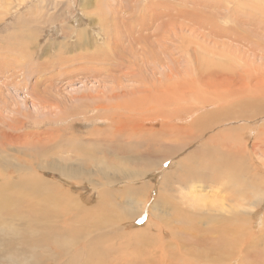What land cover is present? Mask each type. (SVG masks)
I'll return each mask as SVG.
<instances>
[{"label": "rangeland", "instance_id": "obj_1", "mask_svg": "<svg viewBox=\"0 0 264 264\" xmlns=\"http://www.w3.org/2000/svg\"><path fill=\"white\" fill-rule=\"evenodd\" d=\"M117 1L120 2L118 3ZM263 6L264 0H0V147H2L0 149V158L7 157L8 160L15 161L24 155L23 158L27 160V164L29 163L30 169L20 174L25 175L27 182L33 183L32 186H36L29 193V196L34 195L28 200V203L32 204H30L31 208L37 212L44 209L43 211L56 212L55 214L60 213L61 216H64L67 210L75 213V210L72 211L74 207H68V203L64 199L68 192L75 198H81L83 201L80 199L79 202L81 201L83 205L86 204L85 206L89 207V205L93 206L99 203L101 200L99 199L101 198L100 190L105 191L104 189H106L107 191H114V194L112 193L111 195L114 202L119 199V202L126 203L125 205L129 207L136 208L135 206H137L138 209H141L140 203L147 196L146 205L148 206L152 205L154 199L162 202L166 201L170 205L168 207L170 209L162 213L167 224L165 223V227L157 230L154 229L155 231L152 228L151 230H146L147 215L144 213L134 218V221L131 218H127L126 220L125 216L122 219L120 218L119 220L122 221L118 223H122L127 229L133 231L136 229L135 231L138 230L139 232L140 230L142 232L145 228L146 232L144 230V233L142 232L139 236L136 235L127 240H124L122 237L120 240L122 249L115 248L118 246V238L115 241L113 240L115 246L110 243L115 248L114 252H112L113 256H105V259L103 258L104 264H163V261L167 262H164V264H264V140L256 139L257 136L264 137V114H261L264 111V107H260L261 104L258 103L261 100L260 94H264V82H262L264 79V65H262V62L264 61L261 58L255 60L257 73L250 74L251 64L249 62L239 64L240 59L238 57L241 53L238 49L234 50L232 47L234 44L230 43L232 38L241 37L242 34L248 33L250 34L248 39L256 42L255 44L248 43L247 48L264 46V34L255 35L257 31L264 30ZM43 8L45 9L42 10ZM38 9H41V13ZM27 14H30L29 17ZM53 14L55 15L53 16ZM33 16L36 18H33ZM41 19L43 20L41 21ZM29 20H33V22ZM34 20L36 23L33 25ZM50 20L53 21V25ZM24 24L25 26L27 25V28ZM85 27L89 28V30H85ZM83 29L84 31H82ZM197 29L200 31L199 33ZM229 32V36L232 37L231 39L222 35L220 37V34ZM209 37L211 39L215 38L219 42L225 41V43L222 46L220 44L216 45V47H210L206 43ZM227 41H229L230 45L228 48H225V45L228 44ZM210 48H212L213 52ZM240 48L246 49L241 46ZM211 53L214 54L211 55ZM205 56H208L207 58L210 59H207ZM228 58L229 61H227ZM207 60L209 62L213 60L218 65L221 63L220 66H224L225 64V66L234 69L225 72L218 71L208 82L210 78L209 74H211L213 69L205 68L204 65L208 62ZM244 75L250 76L252 84H250L251 81L245 84L241 83L239 77ZM201 84L204 85L201 86ZM192 85L197 86L195 87L197 92L202 94L205 100L194 99L193 94L196 93L192 90L194 89ZM130 90L134 91V93L128 95L130 98L133 97L131 101L128 99L129 97L127 98L131 103L121 96L123 92ZM139 91H141L140 94ZM152 91H157L161 94H157L156 96ZM242 91L244 92V97L250 99L254 104H245L244 101L231 103L226 100L227 95L234 93L241 94ZM208 92L213 94H209ZM115 93L120 95L118 96L119 98L115 97ZM215 93L220 95L216 98V103L211 104L209 97ZM161 95L169 99L162 110L161 117H168L170 119L169 124L176 125L180 130H183L179 131V133L184 132L185 134L183 138H179L176 135V131V133L172 134L168 130H163L166 134L171 133L173 137H176V139H173V137L171 139L170 137L168 143L183 144V148L178 152V155L175 153L174 158L171 157L164 161L165 159L161 156L160 147L158 148L157 145L151 147L152 144L159 143L156 141L159 136H166L164 132L161 135L157 134L159 133L158 130H161L159 129V124L163 120L162 118H158V116L157 120L155 119L154 121L157 123L156 127L154 123L152 124L148 121L143 123L147 128L153 126V130L157 129L154 135L158 136L153 143L150 140V142L145 143L146 146L144 144H137L131 146L128 150L119 149V147H116V143H114L115 146L113 145V148L117 150L109 152L110 150H107L109 140L111 141V138L116 136L117 130L111 131L110 128L106 129L109 127L106 125L113 124L114 121H111L112 119L120 118L119 121L126 122L128 118L124 119L122 117H142L141 113L150 114L154 110L152 104L158 107L159 102L162 101ZM134 98L137 100L135 101ZM122 100L124 102H121ZM138 101H140L139 103L144 102L139 104ZM148 106L152 108L147 109ZM236 108H245L246 111L243 112L245 116L249 120H255L253 122L246 121L245 124L232 123L221 125V123H216L219 126L218 136L221 134L223 128H236L238 130L237 133L228 132L224 136L215 138L217 130L210 132V134L205 132V134L202 127L196 125V121L194 120L197 116L206 113H214L217 115V119H220L226 116L225 111H234ZM142 109L145 111L142 112ZM155 109L157 110V108ZM54 110L57 111L55 112ZM59 110L62 112H59ZM62 113H66L65 115L67 116H61V119L59 115H63ZM89 114L90 116L92 115L93 119L90 118ZM50 115L53 119H51ZM187 126L188 129H186ZM242 126H246L247 129H254L256 135L251 130L240 129ZM128 127L130 126L124 128ZM96 128L100 129L99 131L103 130L96 134V132H99ZM106 130H110V134ZM39 131L40 133L42 132L39 135H30L31 132L37 134ZM105 132L107 133L104 134ZM112 132L113 135L111 134ZM124 132L126 134L129 131L125 129L123 130ZM213 132L215 139L211 137ZM205 141L208 148L213 145L212 147H216V149H231L239 155L234 160L230 157L227 158V161L231 163L229 168L227 163H222V158L215 156L216 162L224 165H222L219 172L211 174L208 180L195 179L194 181L197 180L196 182L191 180L189 183H184V185L171 183L161 190L158 189V185L153 188L147 187L148 183L151 185L153 182H162L164 174L172 173L176 177L179 174L177 170L180 169L177 166L182 158L186 164L190 160L191 163L194 161L202 165L210 162L213 156H210L211 158L208 157V159L205 156L202 159L199 155L192 156V158L188 157L200 148ZM4 144L5 146L6 144H10L11 147L9 145L7 150L3 151ZM99 145L101 146L99 147ZM32 146L38 150L30 152L34 156H26L24 151H28ZM143 147L149 149L145 152ZM140 150L142 151L139 153ZM86 153L89 155L87 157L93 161L88 166L90 170L85 169V166L80 163L83 159L82 154ZM117 153L118 156H116ZM145 154H149V156L143 157V159L138 157L139 155H141L140 157L145 156ZM11 155L15 156L11 157ZM136 158L139 159L137 161L132 160ZM95 159L96 161L109 164L110 169L106 171L105 176H100L101 174L94 170ZM146 159L155 160V163L150 166L151 169L147 170L146 175H143L142 178H134L132 181L125 178L124 174L127 175V172L120 173L115 170L116 167H113L118 164V166L120 165V167L117 166L118 168L125 167L124 169H126L128 166V168L132 169V173H134L136 170L144 169V164L148 161ZM136 162L138 164H134ZM159 162L161 163L159 164ZM190 162L185 168L190 169L188 166ZM2 163L4 161L0 160V174H6L8 170H2ZM154 167L155 169H153ZM59 168L65 170L67 174L61 173L58 170ZM51 169L57 171L53 172ZM179 171L181 173L186 172V170ZM13 177L16 178V176ZM106 178H111L118 183L104 184L103 182H105ZM11 179L13 178L11 177ZM40 182L42 185L39 184ZM131 182L135 186L137 185V187L145 186L147 188L144 193L146 196L144 197L141 192L139 195L132 194V192L128 193L126 190L132 185L130 184ZM99 183L102 184L100 185ZM52 184H54L53 187L51 186ZM186 187L188 190H186ZM229 189L231 190L229 191ZM53 190L60 195L53 194ZM220 190H223V193ZM5 191L14 194L18 191V188L11 189L7 185L5 186ZM37 191H39V195L36 194ZM185 193H188L189 196ZM120 194L121 196H119ZM60 196L64 197L61 198ZM227 196L228 198L226 199ZM48 199L50 200L49 207ZM193 202L195 204L198 203V208ZM39 203L47 205L41 207ZM204 205L209 207H202ZM62 206L64 208H61ZM192 206L195 207L194 210ZM255 206L258 207L255 208ZM7 207L4 206L3 208L6 209ZM176 207H180L183 210L186 209L187 211L190 210L192 214H196V216L198 214V217L192 214L188 215L187 224L183 225L177 217ZM222 208L229 210L222 211ZM147 209L149 208L147 207ZM11 210L14 215L18 212L17 209L13 210L11 208ZM155 210L159 212L157 209ZM98 211L103 213V209L100 206L97 207L96 212L99 213ZM3 215L8 216L4 213ZM221 215L230 217L231 219L237 218V221L232 224L230 222L226 223V220H219L218 223L217 220L213 221L211 218L213 216L214 219H219ZM170 220L172 221L170 222ZM15 221L19 222L18 220ZM59 223L62 224V221ZM183 228H186V231ZM161 229H164V231L158 237V232ZM187 229L192 233H188ZM173 230H175L174 235L171 234ZM244 235L249 236L246 239L247 243L241 239ZM75 237L72 236V238ZM200 240L203 241V244ZM157 241L162 242V244H158ZM166 241H168V244ZM83 242L84 240L79 245L82 246ZM108 245L109 243H103L102 250L107 252ZM105 247L107 249H104ZM153 247H156L155 251ZM125 250H127L126 253ZM16 251H18L17 248ZM132 252H135V254L131 255ZM127 253H130V255H126ZM144 256L147 260H145ZM80 258L78 260V258L61 256L57 264H85L86 258L84 256ZM112 259H116V261ZM250 259L254 260L251 261ZM197 260H199L198 263ZM207 260H211V263L205 262ZM51 263L55 264L46 258L42 261V264ZM0 264L6 263L1 262Z\"/></svg>", "mask_w": 264, "mask_h": 264}, {"label": "bare ground", "instance_id": "obj_2", "mask_svg": "<svg viewBox=\"0 0 264 264\" xmlns=\"http://www.w3.org/2000/svg\"><path fill=\"white\" fill-rule=\"evenodd\" d=\"M202 1V0H201ZM118 2V1H117ZM120 2V1H119ZM118 2V3H119ZM42 3V2H41ZM101 3V2H100ZM253 3V2H252ZM217 4V3H216ZM215 4V5H216ZM42 5V4H40ZM86 5V4H85ZM107 5V4H106ZM218 6V5H217ZM197 7V6H196ZM264 7V6H263ZM46 8V7H45ZM45 8H43L42 10H44ZM109 8V7H108ZM210 8V7H209ZM56 9V8H55ZM13 10V9H12ZM27 10V9H26ZM41 10V9H40ZM40 10L38 9V11L40 12ZM47 10V9H46ZM264 10V9H263ZM37 11V13H38ZM262 11V10H261ZM98 12H100L98 10ZM36 13V12H35ZM36 13V14H37ZM41 13V12H40ZM44 13V12H43ZM91 14V12H90ZM101 14V13H100ZM128 14V13H127ZM28 17L30 14H27ZM49 15V14H48ZM55 14H53L54 16ZM88 15V13H87ZM249 15V14H248ZM38 16H39V13H38ZM37 16V17H38ZM42 16V15H41ZM52 16V14H51ZM105 17V16H104ZM250 17V16H249ZM33 18H36L35 16H33ZM54 18V17H53ZM52 18V19H53ZM55 18H57V16H55ZM50 19V18H49ZM58 19V18H57ZM100 19V18H99ZM103 19V18H102ZM36 20V19H35ZM34 20V23L33 25L36 23V21ZM43 19H41L42 21ZM22 21V20H21ZM24 21V20H23ZM30 22H33V20H29ZM28 21V22H29ZM40 21V22H41ZM51 21V20H50ZM59 21V20H58ZM110 21V20H109ZM38 22V21H37ZM44 22V21H43ZM49 22V21H48ZM205 22V21H204ZM52 25H53V21H51ZM62 24V23H61ZM212 24V23H211ZM23 25V24H21ZM37 25V24H36ZM58 25V24H57ZM192 25V24H191ZM214 25V24H213ZM212 25V26H213ZM263 25V24H262ZM25 26V24H24ZM27 26V25H26ZM25 26V27H26ZM103 26V25H102ZM68 27V26H67ZM74 28V26H72ZM88 27V26H87ZM209 27V25H208ZM24 28V27H23ZM27 28V27H26ZM57 28V27H56ZM60 28V27H59ZM62 28V27H61ZM65 28V27H64ZM179 28V27H178ZM69 29V28H68ZM77 29V28H76ZM180 29V28H179ZM178 29V30H179ZM182 29V27H181ZM211 29V27H210ZM215 29V28H214ZM23 30V29H22ZM30 30V29H29ZM58 30V29H57ZM85 30H89V28L87 29L85 27ZM198 30V29H197ZM212 30V29H211ZM251 30V29H250ZM61 31V30H60ZM63 31V30H62ZM67 31V30H65ZM76 31V30H75ZM84 31V29L82 30ZM94 31V30H93ZM176 32V31H175ZM178 32V31H177ZM195 32V31H194ZM200 31L198 30V33ZM212 32V31H211ZM242 32V31H241ZM28 33V32H27ZM69 33V31H68ZM73 33V32H72ZM84 33V32H82ZM205 33V32H204ZM210 33V32H209ZM218 33V32H217ZM252 34V32H250ZM88 34V33H87ZM189 34V33H188ZM208 34V33H206ZM212 34V33H211ZM230 32L229 33H224V34H220V37L221 35L223 37H230V39L232 38L231 36H229ZM257 34H264V30L262 29V31H257L255 33V35ZM122 35V34H121ZM250 34L248 33H244L241 35V37H234L232 38V41L230 43L234 44V46H231L234 48V50H239L240 51V55H239V59H240V62L239 64H242V63H247L249 62L251 64V69H250V74H255L257 73V66L255 65V60H258V58H261L263 61H264V46H257V47H249L247 48L248 46V43H251V44H255L256 41H252L250 39H248ZM67 36V35H66ZM70 36V35H68ZM93 36V35H92ZM101 36V35H100ZM202 36V35H201ZM204 38H206L204 35H203ZM202 37V38H203ZM218 37V36H217ZM219 37V39H220ZM31 38V36H30ZM210 38V37H209ZM207 38V42L210 47H216V45H220L222 46L223 43H225V41H221L219 42L218 40H215L214 39H209ZM74 39V38H73ZM194 39V38H193ZM228 39V38H227ZM252 39V38H251ZM224 40V39H223ZM226 40V39H225ZM73 41V40H72ZM203 41V40H202ZM75 42V41H74ZM153 42V41H152ZM198 42V40H197ZM228 44H226L225 48H228V46L230 45L229 41H227ZM236 42V43H235ZM201 43V42H200ZM176 44V43H175ZM241 44V45H240ZM73 45V44H72ZM201 45V44H200ZM208 45V46H209ZM240 46L242 48H246V49H241ZM218 47V46H217ZM74 48V47H73ZM178 48V47H177ZM196 48V47H195ZM231 48V47H230ZM170 49V48H169ZM194 49V48H193ZM29 50V49H28ZM210 50L212 51V48H210ZM215 50V49H213ZM210 51V52H211ZM217 51V50H216ZM215 51V52H216ZM213 52V51H212ZM218 53V51H217ZM229 53V52H228ZM183 54V53H182ZM214 54V53H211V55ZM61 55V54H60ZM203 55V54H202ZM151 57V56H150ZM172 57V56H171ZM206 57V56H205ZM208 57V56H207ZM206 57V58H207ZM211 57V56H210ZM214 57V56H213ZM216 57V55H215ZM225 57V56H224ZM222 58V56H221ZM226 58V57H225ZM230 58V56H229ZM229 58L228 60L227 59H224V60H227L229 61ZM234 58V57H232ZM207 59H210V58H207ZM218 59V58H217ZM231 59V58H230ZM232 60V59H231ZM64 61V60H63ZM175 61V60H174ZM208 61V60H207ZM233 61V60H232ZM235 61V60H234ZM97 62V61H96ZM204 62V61H202ZM218 62V60H217ZM221 62V61H220ZM219 62V63H220ZM201 63V62H200ZM224 63V62H223ZM261 63V62H260ZM101 64V63H100ZM94 65V64H92ZM90 65V66H92ZM109 65V64H108ZM201 65H203L201 63ZM221 63L218 65V63H216L215 61L211 60L210 62H206V64L204 65L205 68H211L213 69V71L211 72V74H209V79H208V82H210V80L212 79V76L218 72V71H221V72H225V71H232L234 68H229L227 66H220ZM228 65V64H227ZM262 65H264V62H262ZM162 66V65H160ZM230 66V65H229ZM56 67V66H55ZM94 67V66H92ZM99 67V66H98ZM164 67V66H163ZM202 67V66H201ZM231 67V66H230ZM112 68V67H111ZM131 68V67H130ZM203 68V67H202ZM15 69V68H14ZM87 69V68H85ZM160 69V68H159ZM158 69V70H159ZM169 70V69H168ZM116 71V70H115ZM125 71V70H124ZM160 71V70H159ZM97 72V71H96ZM123 72V71H122ZM174 72V70H173ZM178 72V71H177ZM129 73V72H128ZM171 73V72H170ZM176 73V72H175ZM107 74V73H106ZM208 74V73H207ZM168 75V74H167ZM123 76V75H122ZM128 76V75H127ZM117 78V77H116ZM120 78V77H119ZM249 78V79H248ZM113 79V77H112ZM240 81L242 84H245L246 82L248 81H251L250 84H252V80L250 79V76L249 75H244V76H240L239 77ZM122 81V79H120ZM117 82V81H116ZM262 82H264V79L262 80ZM129 83V82H128ZM177 84V83H176ZM204 84H207V83H204ZM204 84H201V86H203ZM89 85V84H88ZM123 86V85H121ZM129 86V85H128ZM193 86V85H192ZM177 87V86H176ZM175 87V89H176ZM197 86H193L194 89V92L196 94H193L194 96V99L196 100H205L204 96H202V94H200L199 92H197L196 88ZM107 88V87H106ZM189 88V87H188ZM128 89V87H127ZM126 89V90H127ZM179 89V88H178ZM191 90V88H189ZM2 90V89H1ZM129 90V89H128ZM191 90V91H192ZM173 91V90H172ZM179 91V90H178ZM102 92V91H101ZM155 93L156 96L157 94H161V93H158L157 91H152V93ZM104 94V92H102ZM132 93H134V91H125L123 92V94H121V96H123L127 101H131V98L133 97H129L128 95H131ZM141 93V91H139V94ZM171 93V92H170ZM193 93V92H192ZM191 93V94H192ZM209 94L211 92H208ZM145 94H148V93H145ZM150 94V93H149ZM154 94V96H155ZM213 94V93H211ZM3 95V94H2ZM97 95V94H96ZM163 95V94H162ZM161 95V97H162ZM166 95V93H165ZM190 95V94H189ZM220 94H217L215 93L214 95L210 96L209 97V102L211 104H214L216 103V98H218ZM99 96V95H98ZM102 96V95H101ZM104 96V95H103ZM120 96L119 94H116L115 93V97H118ZM137 96V95H136ZM141 96V95H139ZM155 96V97H156ZM164 96V95H163ZM191 96V95H190ZM129 97V98H128ZM135 97V96H134ZM160 97V99H161ZM167 97V95H166ZM177 97V96H175ZM192 97V96H191ZM119 98V97H118ZM129 100H128V99ZM138 98V97H136ZM154 98V97H153ZM152 98V100H153ZM102 99V98H101ZM144 99V98H143ZM156 99V98H155ZM260 99L258 103H260V107H264V94H260ZM135 100V98H134ZM133 100V101H134ZM137 100V99H136ZM135 100V101H136ZM150 100V98H149ZM148 100V101H149ZM158 100V99H157ZM226 100L233 103V102H243L245 104H249V103H253L252 101H250V99H247L244 97V92L242 91L241 94H230V95H227L226 96ZM129 101V102H130ZM141 101V100H140ZM138 101V103L140 102ZM151 101V100H150ZM165 102L164 104H162L163 102ZM162 101L159 102V106H154L152 104V106L154 107V110L153 114H144V113H141L143 116L140 117V116H126V117H122V118H128V120L126 122H123V121H119L120 118L118 119H112L111 121H114L113 124H110L106 126H109L108 128L106 129H109L112 131L115 129L116 131V136H114L113 138H111V141L109 140V143H108V148L107 150H110L109 152H113L114 150H117L115 148H113V145L114 143H116V147L119 149L122 148L124 150H128L131 146L133 145H137V144H144L147 143L148 141L150 142V140L153 141L155 140V138L158 136V135H161L164 131L163 130H168L170 131L172 134L176 133V135L179 137V138H183V136L185 135L184 132H181L179 133L180 128L176 127V125H171L169 124V118L168 117H161V114H162V110L164 109L165 105L168 103L169 99L168 98H165V97H162ZM55 102V101H54ZM121 102H124L123 100ZM144 102V101H142ZM141 102V103H142ZM131 103V102H130ZM139 103V104H141ZM150 103V102H149ZM121 104V103H120ZM125 104V103H124ZM151 104V103H150ZM254 104V103H253ZM147 105V104H146ZM145 105V107H146ZM130 106V105H129ZM134 106V105H133ZM144 106V104H143ZM161 107V108H160ZM35 108V107H33ZM38 108V107H36ZM42 108V107H41ZM40 108V109H41ZM127 108V106H126ZM129 108V107H128ZM149 108V106L147 107V109ZM152 107L150 106L149 109H151ZM157 108V110L155 109ZM57 109V107H56ZM96 109H98V107H96ZM103 109V108H102ZM106 109V108H105ZM145 109V108H144ZM142 109L144 112L145 110ZM39 110V109H38ZM51 110V108H50ZM49 110V112H50ZM62 110V109H61ZM61 110H59V112H62ZM93 110V109H92ZM95 110V109H94ZM17 112V110H15ZM55 111V110H54ZM57 111V110H56ZM55 111V112H56ZM83 111V110H82ZM99 111V109H98ZM149 111V110H148ZM157 111V112H156ZM244 111H246L245 108H236L234 111H225V117L223 118H220V119H217V115L214 114V113H206V114H203V115H199L197 116L194 120L196 121V125H199L202 127L203 129V132H207L210 134V132L212 131H216V135H215V138L217 137H220V136H224L226 135L228 132L230 133H237L238 130L236 128H223V130L221 131V134L218 136V129H219V126L216 122L218 123H221V125H224V124H232V123H242V124H245L246 121L248 122H253V120H249L245 114L243 113ZM30 112V111H29ZM43 112V111H42ZM52 112V111H51ZM88 112V111H87ZM90 112V111H89ZM93 112V111H92ZM97 112V111H95ZM101 112V111H99ZM216 112V111H214ZM15 113V112H14ZM18 113V112H17ZM37 113V112H36ZM53 113V112H52ZM79 113V112H78ZM77 113V114H78ZM84 113V112H83ZM94 113V112H93ZM106 113V112H105ZM139 113V112H138ZM147 113V112H145ZM16 114V113H15ZM63 114V113H62ZM66 113H64L63 115H59V117L61 118V116L65 117L67 115H65ZM85 114V113H84ZM88 114V113H87ZM86 114V115H87ZM122 114V113H121ZM128 114V113H126ZM261 114H264V111L261 113ZM65 115V116H64ZM68 115H72V114H68ZM81 115V114H79ZM133 115V114H132ZM137 115V114H136ZM49 116V115H48ZM74 116V115H73ZM90 116V114H89ZM92 116V115H91ZM91 119H93V117H91ZM96 116V115H95ZM98 116V114H97ZM103 116V115H102ZM162 118V122L159 124V129L161 130H158L159 133H157L158 135H154V132L157 130H153V126H151V128H147L145 127V125L143 123H145L146 121L150 122V123H154L155 124V127L157 125L155 121V119L157 118ZM51 117V115H50ZM99 117V116H98ZM108 117V116H107ZM58 118V119H60ZM51 119H53L51 117ZM55 119V118H54ZM56 119V120H58ZM62 119V118H61ZM65 119V118H64ZM105 120H107L106 118H104ZM84 120V119H83ZM89 120V118H88ZM157 120V119H156ZM186 120V119H185ZM51 121V120H50ZM55 121V120H53ZM65 121V120H64ZM103 121V120H102ZM109 121V119H108ZM119 121V122H118ZM264 121V120H263ZM72 122V121H71ZM104 122V121H103ZM12 124V123H11ZM10 125V124H8ZM125 125V126H124ZM67 126V125H66ZM126 126H130L128 128H124ZM62 127V126H61ZM17 128V127H15ZM41 129V128H40ZM98 129V128H96ZM128 130L129 132L125 134V132L123 133V130ZM185 129V128H184ZM188 129V126L187 128ZM240 129L242 130H251L253 131V133L256 135V131H254V129H247L246 126H242L240 127ZM100 129H98L97 131H99ZM103 130V129H102ZM99 131V132H96L97 133H100L102 132ZM109 130V131H110ZM41 131V130H40ZM39 131V133H30V135H39L41 134ZM93 131V130H92ZM108 133L109 131L106 130ZM110 131V132H111ZM176 131V132H175ZM183 131V130H182ZM185 131V130H184ZM189 131V130H188ZM25 132V131H24ZM90 132V131H89ZM107 132H105L104 134H106ZM202 132V133H203ZM214 132L211 134V137L213 139L214 138ZM29 133V132H28ZM165 133V132H164ZM171 133H168L165 135L166 136H159L158 137V140L156 139V141H158L159 143L157 144H152L151 147H153L154 145H157L158 148L160 147V152H161V156L165 159L164 161H166V159L168 158H171V157H175L174 154L177 153L176 155H178V152L181 151V149L183 148V144H179V143H168V140L172 139L173 135ZM87 134H89L87 132ZM103 134V133H102ZM110 134V133H109ZM113 135V132L111 133ZM186 134H189V133H186ZM206 134V133H205ZM25 135H29V134H25ZM172 135V136H171ZM200 135V134H199ZM202 135V134H201ZM254 135V136H255ZM111 136V135H110ZM188 136V135H187ZM30 137V136H29ZM81 137V136H80ZM96 137V136H95ZM100 137V136H98ZM102 137V135H101ZM186 137V136H185ZM197 137V136H196ZM202 137V136H201ZM208 137V136H207ZM104 138V137H103ZM176 139V137H173V139ZM206 138V137H205ZM35 139V138H34ZM37 139V138H36ZM98 139V138H97ZM105 139V138H104ZM103 139V140H104ZM211 139V138H209ZM256 139H259V140H264V137H259L257 136ZM39 140V139H38ZM178 140V139H177ZM186 140V139H184ZM189 140V139H187ZM205 140V139H204ZM60 141V139H59ZM180 142V140H178ZM177 141V142H178ZM182 141V140H181ZM209 141V140H208ZM42 142V141H41ZM58 142V141H57ZM172 142V141H171ZM175 142V141H174ZM211 142V141H210ZM209 142V143H210ZM5 143V142H4ZM59 143V142H58ZM102 143V142H101ZM8 144V143H7ZM5 146V144L3 145V151H6L8 146L10 145H7ZM42 144V143H41ZM99 144V143H98ZM185 144V142H184ZM192 144V143H191ZM39 147L41 146L40 143L38 144ZM47 145V144H46ZM70 145V144H69ZM73 145V143H72ZM215 145V144H214ZM53 146V145H52ZM92 146V145H91ZM98 147V145H96ZM101 145H99L100 147ZM103 146V144H102ZM115 146V145H114ZM146 146V145H145ZM213 145L210 146V148H208V146L206 145V141L205 143L200 147L198 148L196 151H194L193 153H191L188 157L189 158H192V156H195V155H199L202 157L203 159V156L207 157H210V156H213L212 159L210 160V162L202 165L201 163H198V162H194L191 163L190 161V164L188 165L190 167V169H187L185 168V166L189 163L186 164L185 160H183V158L181 159V161L179 162L178 164V168H180L179 170L181 171H185L186 172H180L179 170H177V173H179L176 177H174L172 175V173H167V174H164L163 175V181L160 182V183H151V185L148 183L147 187H157L158 185V189L161 190L162 188L170 185L171 183H177V184H183L184 183H189V181H194L195 179H198V180H208L211 176V174L215 173V172H219L222 165L224 164H220V163H217L216 162V159H215V156H218L220 158L223 159L222 163L225 162L227 163V166L228 168L231 166V163L229 161H227V158L230 157L232 158L233 160L234 159H237L238 155L234 150H231V149H219L216 147H212ZM11 147V145H10ZM29 147V146H28ZM38 147V148H39ZM70 147V146H69ZM2 147H0L1 149ZM15 148V147H14ZM22 148V147H21ZM49 148V147H48ZM144 148V147H143ZM142 148V149H143ZM157 148V147H156ZM11 149V148H10ZM23 149V148H22ZM82 149V147H81ZM149 148L145 147L144 148V151L146 152ZM155 149V148H153ZM185 149V148H184ZM24 150V149H23ZM38 150L36 147L32 146L28 151H24V154L26 156H34V155H31L30 152L31 151H36ZM40 150V148H39ZM88 150V149H86ZM100 150V149H99ZM72 151V149H71ZM81 151H84V150H81ZM89 151V150H88ZM101 151H104V150H101ZM142 150L139 151V153L141 152ZM183 151V150H182ZM64 152V151H63ZM87 152V151H86ZM123 152V151H122ZM121 152V153H122ZM136 153V152H135ZM8 154V153H7ZM138 154V153H137ZM23 155V154H22ZM147 155V156H146ZM151 155V154H150ZM8 156V155H7ZM12 156H15V155H11ZM24 156V155H23ZM22 156V158H17L15 161H10V159L8 160L7 157H1L0 160L4 161V163H2V170L3 171H7L8 172L6 174H0V263L1 262H4L6 264H42V261L44 258L46 259H50L51 262L57 264L58 262V259L61 257V256H67L69 258H78L79 260V257H83L86 258V263L85 264H104V257L107 256V257H110V256H113L112 255V252H114V249L115 248H121L120 244H121V238L123 237L124 240H127L128 238L130 237H135L136 235H140L142 234V232L145 230V228L143 229L142 232H138L135 231L136 229L133 230H130V229H125L124 225L119 224L118 222L122 221V220H119L120 218H124V216L126 217L125 219L127 220V218H131L133 219L132 221H134L135 219L134 218H137L139 217L140 214H145L147 215L146 218H147V229L146 230H157L161 227H165V220L162 216V213L163 211H166L170 208H168L170 205H168V203L165 201V202H162V201H159L157 199H154L153 200V203L152 205L148 206L146 205V202H147V196L144 194L147 190V188L145 186H138L137 185L135 186L134 184H132V182L130 184L128 189L126 190L128 193L132 192V194H136V195H139L140 192L141 194H143V196L146 198L144 199V201H141L140 203V207L141 209H138L137 206H135L136 208L134 207H129L128 205H125L123 204V202H119L118 200L114 202V199L112 198V193L114 191H107L106 189H103V190H100L101 192V199L99 201V203L97 205H89V207L85 206L82 204V202L80 203L79 200L81 198L78 199L75 198L74 196L70 195L69 192L68 194L64 197V196H60L61 198L64 197L65 201L68 203V207H74L72 209L75 210V213L74 212H71L70 210H67L66 214H64V216L60 215V213L58 214H55L54 212L51 213V212H47V211H34L33 208H31L32 204L30 205L28 203V200H30L29 198L34 196V195H30L29 196V193L32 189H34V187L36 186H32L33 183L31 182H27V179L25 178V175H21L20 173L22 172H25L26 170H29L30 169V165L27 164V160L24 159ZM87 156H89L87 153L86 154H82V157L83 159L80 161V163H82L84 166H85V169L87 170H90L88 169L89 165H90V162L92 161L91 159H89ZM116 156H118V153L116 154ZM123 156V155H122ZM135 157H137L136 155H134ZM133 156V157H134ZM141 155H139L138 157L139 158H142L143 157H148L149 154H145V156H142L140 157ZM10 157V155H9ZM60 157V156H59ZM100 157V156H99ZM187 157V158H188ZM54 158V157H53ZM139 158H136V159H132L133 161H137ZM211 158V157H210ZM13 159V158H12ZM64 159V157H63ZM98 159V157H97ZM43 160V159H42ZM66 160V159H65ZM69 160V159H68ZM75 160V159H74ZM78 160V159H77ZM80 160V159H79ZM113 160V159H112ZM145 160V159H144ZM148 161L145 162L144 164V169L143 170H136V172L132 173V169L128 168V166L126 167V169H124L125 167H121V168H118L120 167V165L118 166H113V167H116L115 170H117L118 172L120 173H125L127 172V175L124 174L126 177L125 178H128V180L132 181L134 180V178H142L143 175H146V172L147 170L149 171L151 168L150 166L153 165L155 163V160H149V159H146ZM188 160V159H186ZM61 161V160H60ZM42 162H45V161H42ZM62 162V161H61ZM93 162V161H92ZM123 162V161H122ZM144 163V162H143ZM161 162H159L160 164ZM177 163V162H176ZM33 164V163H32ZM65 164V163H63ZM67 164V163H66ZM65 164V165H66ZM72 164V162H71ZM76 164V163H75ZM93 164V163H91ZM102 164V165H101ZM116 164V163H115ZM123 164V163H122ZM134 164H138L137 162L134 163ZM142 164V163H141ZM38 165V164H37ZM156 165V164H155ZM158 165V164H157ZM40 166V165H38ZM81 166V165H80ZM159 166V165H158ZM41 167V166H40ZM39 167V168H40ZM158 168V167H157ZM156 168V169H157ZM185 168V169H184ZM73 169V168H72ZM110 169V166L109 164H106V162H100V161H94V170L99 172L101 175L100 176H105L104 174L106 173V171H108ZM155 169V167L153 168ZM53 171V169H51ZM59 171H61V173H64V174H67V172L61 168L58 169ZM80 170V169H79ZM84 170V168H83ZM57 171V170H55ZM53 171V172H55ZM76 171V170H75ZM262 171V170H261ZM73 172V171H72ZM85 172V171H84ZM172 172V171H171ZM149 173V172H148ZM176 173V172H175ZM70 174V172H69ZM80 174V172H79ZM78 174V175H79ZM95 174V173H94ZM115 174V173H114ZM119 174V173H118ZM31 175V174H30ZM34 175H35V172H34ZM216 175V174H215ZM213 175V176H215ZM259 175V174H257ZM13 176H16V178H14ZM37 176V175H36ZM69 176V175H68ZM11 177L13 179H11ZM74 177V176H73ZM79 177V176H78ZM217 177V176H215ZM34 178V177H33ZM104 178V177H103ZM116 178V177H115ZM30 180V178H29ZM96 180V179H95ZM212 180V179H211ZM47 181V180H45ZM197 181V180H196ZM194 181V182H196ZM223 181V179H222ZM54 182V181H53ZM52 182V183H53ZM100 182V181H99ZM113 182H115L113 179L111 178H106L105 179V182H103L104 184H113ZM213 182V181H212ZM217 182V181H216ZM221 182V180H220ZM219 182V183H220ZM225 182V181H224ZM223 182V183H224ZM263 182V181H262ZM116 184L118 183L117 181L115 182ZM41 184V182L39 183ZM55 184V183H54ZM54 184H52L51 186L53 187ZM58 184V183H56ZM93 184V183H91ZM100 184V183H99ZM102 184V183H101ZM100 184V185H101ZM225 184V183H224ZM223 184V186H224ZM9 185V187L11 189L13 188H18V191L14 194H11V193H7L5 191V186ZM42 185V184H41ZM46 185V184H44ZM50 185V184H48ZM126 185V184H125ZM143 185V184H142ZM210 185V184H209ZM229 185V184H228ZM47 186V185H46ZM187 186V184H186ZM203 186V185H202ZM222 186V188L224 189V187ZM50 187V186H49ZM56 187V186H55ZM192 187V186H191ZM237 187V186H235ZM246 187V186H245ZM45 188V187H44ZM51 188V187H50ZM107 188V187H106ZM181 188V187H180ZM184 188V187H183ZM229 188V187H228ZM40 189V188H39ZM61 189V188H60ZM100 189V187H99ZM108 189V188H107ZM238 189V188H237ZM43 190V189H41ZM113 190V189H111ZM115 190V189H114ZM117 190V189H116ZM120 190V189H118ZM186 190H188V188L186 187ZM184 190V191H186ZM231 189H229L230 191ZM235 190V189H234ZM33 191V190H32ZM55 190H53V194H59L57 192H54ZM165 191V190H164ZM182 191V190H181ZM163 192V191H162ZM186 192H189V191H186ZM221 193H223V190L221 191ZM232 192V191H231ZM234 192V191H233ZM237 192V191H236ZM36 193V192H35ZM39 191H37V195ZM43 194H45L44 192H42ZM99 193V192H98ZM166 193V192H165ZM184 193V192H183ZM251 193V192H250ZM34 194V193H33ZM48 194V193H47ZM51 194V193H50ZM114 194V193H113ZM188 195V193H185ZM239 194V193H238ZM237 194V196H238ZM46 195V194H45ZM44 195V196H45ZM60 195V194H59ZM69 195V196H68ZM73 195H76V194H73ZM168 195V194H167ZM180 195H184V194H180ZM193 195V194H191ZM230 195V194H229ZM53 196V195H52ZM71 196V197H70ZM121 196V194L119 195ZM169 196V195H168ZM176 196V195H175ZM189 196V195H188ZM217 196V195H216ZM241 196V195H240ZM244 196V195H243ZM254 196V195H253ZM43 197V196H42ZM56 197V196H55ZM86 197V196H85ZM191 197V196H190ZM222 197V196H221ZM224 197V195H223ZM49 198V197H48ZM60 198V199H61ZM156 198V197H155ZM158 198V196H157ZM180 198H183V197H180ZM228 198V196L226 197V199ZM56 199V198H55ZM122 199V198H121ZM138 199V198H137ZM233 199V198H232ZM239 199V197H238ZM253 199V197H252ZM32 200V199H31ZM52 200V199H51ZM62 200V199H61ZM82 200V199H81ZM210 200V199H209ZM223 200V199H222ZM225 200V199H224ZM229 200V199H228ZM40 201V200H39ZM48 207L50 206V200L48 199ZM55 201V200H54ZM56 201L58 202V200L56 199ZM60 201V200H59ZM83 201V200H82ZM98 201V200H97ZM126 201V199H125ZM135 202H137L136 200H133ZM132 201V202H133ZM188 201V199H187ZM194 201H197V200H194ZM211 201V200H210ZM66 202H65V205H66ZM134 202V203H135ZM182 202V201H181ZM203 202V201H201ZM231 202V201H230ZM243 202V200H242ZM54 203V202H53ZM56 203V202H55ZM87 203V202H86ZM188 203V202H187ZM194 203V202H193ZM192 203V204H193ZM205 203V202H204ZM214 203V202H213ZM212 203V205H213ZM226 203V202H225ZM37 204V202H36ZM40 204V203H39ZM59 204V203H58ZM95 204V203H94ZM189 204V203H188ZM198 204V203H197ZM197 204L194 203V205H196L197 207ZM200 204V203H199ZM207 204V203H205ZM224 205V203H222ZM227 204V203H226ZM238 204V203H237ZM255 204V203H254ZM47 204H43L41 203L40 206L41 207H44L46 206ZM136 205V204H134ZM183 205V204H182ZM211 205V207H212ZM216 205H219V204H216ZM234 205V204H233ZM4 206H8L7 208L9 209H4L3 207ZM35 206V205H34ZM38 206V205H37ZM61 206V204H60ZM100 206L101 209H103V213L98 211L99 213H97V207ZM109 206V207H108ZM180 206V205H178ZM187 206V205H186ZM185 206V207H186ZM191 206V205H190ZM207 205H204L202 207H206ZM214 206V205H213ZM220 206V205H219ZM222 206V205H221ZM230 206V205H229ZM237 206V205H236ZM263 206V205H262ZM261 206V207H262ZM53 207V206H52ZM55 207V206H54ZM147 207L149 209H147ZM209 207V206H207ZM206 207V208H207ZM258 207V206H255V208ZM11 208L14 209H17L18 212L15 213V215L13 214ZM36 208V207H34ZM60 208V207H59ZM61 208H64L63 206ZM177 208V213H178V219L179 221L181 222V224H185L187 222V216L192 214V211H187L185 208V210H183L182 208L180 207H176ZM188 208H191V207H188ZM193 210L195 209L194 206H192ZM191 208V209H192ZM198 208V207H197ZM196 208V209H197ZM200 208H201V205H200ZM218 208V207H216ZM229 208V207H228ZM33 209V210H32ZM48 209V208H47ZM51 209V208H50ZM155 209H157L159 212H157ZM204 209V208H203ZM231 209V208H230ZM238 209V207H237ZM240 209V208H239ZM242 209V208H241ZM61 210V209H59ZM174 210V209H173ZM218 210V209H217ZM226 210H229V209H226V208H222V211H226ZM57 211V210H56ZM64 211V210H62ZM61 211V212H62ZM147 211V212H145ZM209 211V210H208ZM210 211H213V210H210ZM236 212V210H234ZM207 212V211H206ZM205 212V213H206ZM232 212V211H231ZM238 212V211H237ZM240 212V211H239ZM6 214L8 216H4L3 215ZM176 213V212H174ZM194 213V212H193ZM196 213V212H195ZM216 213V211H215ZM243 213V212H242ZM63 214V213H62ZM201 214V213H200ZM209 214L212 215V213L209 212ZM208 214V215H209ZM218 214V213H217ZM194 216H196V214H192ZM232 215V214H231ZM214 216V215H213ZM211 216L212 220L215 221L217 220V222L219 223V220H226V223L227 222H230L232 224H234L236 221H237V218L236 219H231L230 217H226V216H222L219 218V219H214V217ZM243 216H246V215H243ZM264 216V215H263ZM176 217V218H177ZM198 217V214L197 216ZM216 217V216H215ZM210 218V219H211ZM124 219V220H125ZM169 219V218H168ZM171 219V218H170ZM207 219V218H206ZM260 219V218H259ZM15 220H18L19 222H16ZM119 220V221H117ZM141 220V219H140ZM211 220V221H212ZM263 220V219H262ZM60 221H62V224L59 223ZM172 220H170L171 222ZM178 221V222H179ZM191 221V220H190ZM169 222V223H170ZM191 223V222H190ZM223 223V222H222ZM225 223V222H224ZM167 224V223H166ZM187 224V223H186ZM170 225V224H169ZM195 225V224H193ZM146 226V225H145ZM167 226V225H166ZM176 226V225H175ZM192 226V225H191ZM201 226V225H200ZM234 226V225H233ZM252 226V225H251ZM154 227V228H153ZM168 227V226H167ZM177 227V226H176ZM186 227V226H185ZM243 227V226H242ZM250 227V226H249ZM169 228V227H168ZM174 228V226H173ZM192 228V227H190ZM232 228V227H231ZM244 228V227H243ZM141 229V228H139ZM172 229V228H171ZM184 229V228H183ZM186 229V228H185ZM184 229V231H186ZM194 229V228H192ZM239 229V228H237ZM242 229V228H241ZM249 229V228H248ZM145 230V232H146ZM154 230V231H155ZM188 233H192V232H189V229H187ZM191 230V229H190ZM195 230V229H194ZM200 230V229H199ZM207 230V229H206ZM212 230V229H211ZM247 230V228H246ZM164 231V229H161L160 232H158V237H159V234H161L162 232ZM229 231V230H228ZM244 231V230H242ZM196 232V231H195ZM207 232V231H206ZM227 232V231H226ZM233 232V231H232ZM241 232V231H240ZM262 232V231H261ZM144 233V232H143ZM175 233V230L172 231V235H174ZM178 233V232H177ZM194 233V232H193ZM200 233V232H199ZM211 233V232H210ZM251 233V232H250ZM253 234V233H252ZM259 234V233H258ZM188 235V234H186ZM190 235V234H189ZM257 235V234H256ZM72 236H76L75 238H72ZM154 236V235H153ZM212 236V235H211ZM240 237V236H239ZM247 237L249 236H243L241 239L242 241H246ZM118 238V242H117V247L113 248V246H115L114 244V241ZM155 238V237H154ZM161 238V237H160ZM156 239V238H155ZM179 239V238H178ZM199 239V238H198ZM212 239V238H211ZM230 239V238H229ZM228 239V240H229ZM232 239V238H231ZM250 239V238H249ZM248 239V240H249ZM83 244L82 246L79 245L81 241H83ZM114 240V241H113ZM163 240V239H161ZM177 240V239H176ZM180 240V239H179ZM190 240V239H189ZM197 240V239H196ZM210 240V239H209ZM171 241V240H169ZM173 241V240H172ZM181 241V240H180ZM184 241V240H183ZM194 241V240H193ZM201 241V240H200ZM218 241V240H217ZM128 242V241H127ZM152 242V241H151ZM154 242V241H153ZM158 244L160 243V245L162 244V242L160 241H157ZM167 244H168V241H166ZM182 242V241H181ZM180 242V243H181ZM189 242V241H187ZM202 244H203V241H201ZM215 242V241H213ZM212 242V243H213ZM225 242V241H224ZM235 242V241H234ZM241 242V241H240ZM103 243H109V248L107 249V247H105L104 249H107V252L102 250V244ZM112 243L113 246L110 244ZM163 243H165V241H163ZM174 243V242H173ZM247 243V241H246ZM254 243V242H253ZM156 244V243H154ZM172 244V243H171ZM170 244V245H171ZM195 244V243H194ZM225 244V243H224ZM158 245V246H160ZM169 245V246H170ZM184 245V244H183ZM196 245V244H195ZM175 246V245H174ZM202 246V245H201ZM243 246V245H242ZM241 246V247H242ZM219 247V246H218ZM16 248L18 251H16ZM154 248V247H153ZM164 248V247H163ZM178 248V246H177ZM176 248V249H177ZM190 248V247H189ZM207 248V247H206ZM205 248V249H206ZM243 248V247H242ZM122 249V248H121ZM156 247L154 248V251H155ZM191 249V248H190ZM202 249V248H201ZM210 249V248H209ZM218 249V248H216ZM236 249V248H235ZM120 250V249H119ZM159 250V249H158ZM240 250V249H239ZM255 250V249H254ZM70 251V252H69ZM117 251V250H116ZM129 251H132V250H129ZM189 251V250H188ZM227 251V250H226ZM225 251V252H226ZM237 251V250H236ZM245 251V250H244ZM119 252V251H118ZM123 252V251H121ZM127 252V250H125V253ZM190 252V251H189ZM195 252V251H194ZM198 252V251H197ZM238 252V251H237ZM257 252V251H256ZM120 253V252H119ZM133 253L135 254V252H132L131 255H133ZM201 253V252H200ZM198 253V254H200ZM235 253V252H234ZM114 254V253H113ZM124 254V253H122ZM183 254V253H182ZM181 254V255H182ZM196 254V255H198ZM211 254V253H210ZM237 254V253H236ZM126 255H130V253L126 254ZM140 255V254H139ZM143 256V254H141ZM194 255V256H196ZM44 256V257H43ZM119 256V255H118ZM116 256V257H118ZM135 256V255H134ZM178 256V255H177ZM203 256V255H202ZM115 257V256H114ZM128 257V256H127ZM131 257V256H130ZM137 257V256H136ZM135 257V258H136ZM145 257V256H144ZM186 257V256H185ZM221 257V256H220ZM80 258V259H81ZM104 258V259H103ZM133 258V257H131ZM129 258V259H131ZM139 258H141V256H139ZM146 258V257H145ZM196 258H199V257H196ZM254 258V257H253ZM107 259V258H106ZM143 259V258H142ZM149 259V258H148ZM155 259V258H154ZM167 259V258H166ZM195 259V258H194ZM200 259V258H199ZM211 259V258H210ZM252 259V258H251ZM250 259V260H251ZM85 260V259H84ZM113 260V259H112ZM116 261V259H114ZM113 260V261H114ZM140 260V259H138ZM147 260V258L145 259ZM202 260V259H201ZM223 260V259H222ZM226 260V259H225ZM254 260V259H253ZM251 260V261H253ZM257 260V259H256ZM176 261V260H175ZM195 262V260H193ZM199 260H197V263H198ZM203 261V260H202ZM211 261V260H210ZM210 261H205V262H210ZM250 261V262H251ZM259 261V259H258ZM122 262V261H121ZM148 262V261H146ZM160 262V261H159ZM165 261H163V264H164ZM249 262V260H248ZM261 262V261H260ZM60 263H62L60 261ZM84 263V262H83ZM154 263V262H153ZM167 263V262H165ZM196 263V262H195ZM201 263V261H200ZM211 263V262H210ZM227 263V262H226ZM232 263V262H231ZM236 263V262H235ZM52 264V263H51ZM71 264V263H70ZM76 264V263H75ZM78 264V263H77ZM159 264V263H158ZM161 264V263H160ZM179 264V263H178ZM199 264V263H198ZM204 264V263H202ZM208 264V263H207ZM221 264H224V263H221ZM230 264V263H229ZM261 264V263H260Z\"/></svg>", "mask_w": 264, "mask_h": 264}]
</instances>
